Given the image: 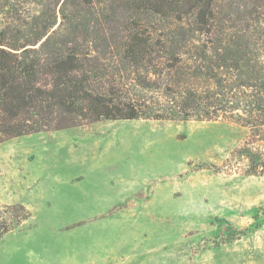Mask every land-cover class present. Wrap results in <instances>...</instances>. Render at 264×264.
<instances>
[{
    "label": "rangeland",
    "instance_id": "1",
    "mask_svg": "<svg viewBox=\"0 0 264 264\" xmlns=\"http://www.w3.org/2000/svg\"><path fill=\"white\" fill-rule=\"evenodd\" d=\"M236 120H100L0 143V264H264V175ZM261 144V143H259Z\"/></svg>",
    "mask_w": 264,
    "mask_h": 264
},
{
    "label": "trees",
    "instance_id": "2",
    "mask_svg": "<svg viewBox=\"0 0 264 264\" xmlns=\"http://www.w3.org/2000/svg\"><path fill=\"white\" fill-rule=\"evenodd\" d=\"M221 117L250 129L239 151L264 175V0H0V143ZM30 216L0 204V239Z\"/></svg>",
    "mask_w": 264,
    "mask_h": 264
}]
</instances>
